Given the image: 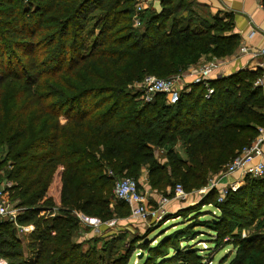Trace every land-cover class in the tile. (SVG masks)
<instances>
[{
    "label": "trees",
    "instance_id": "1",
    "mask_svg": "<svg viewBox=\"0 0 264 264\" xmlns=\"http://www.w3.org/2000/svg\"><path fill=\"white\" fill-rule=\"evenodd\" d=\"M183 1L146 6L133 26L136 0H0V179L12 182L11 200L22 208L17 222L33 225L36 244L25 258L14 223L0 219L6 264H127L129 250L107 261L96 246L81 248L73 239L76 212L111 219L126 204L112 192L115 181H138L143 168L146 188L162 196L176 184L203 187L264 125L258 71L208 80V98L200 82L173 100L164 93L140 100L134 84L144 76L176 75L239 44L232 19L193 23ZM263 189L264 176L251 177L226 198L247 197L260 208ZM212 190L203 201L210 203ZM53 206L58 214L40 215ZM261 217V230L238 238L229 264H264V208ZM197 221L217 236L221 231L218 220ZM177 245L166 238L151 249L159 257L170 247L178 254ZM189 245L180 252L193 262L175 259L195 264L200 255Z\"/></svg>",
    "mask_w": 264,
    "mask_h": 264
},
{
    "label": "rangeland",
    "instance_id": "2",
    "mask_svg": "<svg viewBox=\"0 0 264 264\" xmlns=\"http://www.w3.org/2000/svg\"><path fill=\"white\" fill-rule=\"evenodd\" d=\"M183 3L187 4L188 9L192 11V16L196 18L193 23L200 21H207L209 23L216 21L222 23L231 19L227 13L213 11L194 0H184ZM158 6L159 1L154 4L156 9ZM182 14L186 16L184 12ZM202 57L208 61L214 58ZM140 100L146 101L141 97ZM247 177L250 180V176H243L238 188L244 187L247 184ZM138 181L142 192L147 198L149 209L156 211L157 214H161V217H149L145 221L134 220L129 215L127 204L123 208L115 210V214L113 213L111 219L105 221L97 218V221L93 222L92 218L96 219V217L85 215L80 211L76 212L75 215L78 223L73 239L81 244L83 250L96 246L98 253L106 258L107 261L117 258L120 256L119 254H125L126 250H129L130 257L127 264H186L187 261L183 259H175V255H183V257H187L189 261L193 262L192 254L180 252L189 243V246L195 247L200 255V258L196 260L195 264H229L230 259L234 256V246L238 238L261 230L256 225L262 219L261 212L264 207L256 208V205L251 204L247 197L235 196L233 198L232 196L229 199L225 195V197L221 198L218 189L215 187L212 188L215 193L211 195L210 203H207L202 198L212 189L208 192L206 190L200 192L202 188L200 187L190 191L185 190L184 197L175 198L178 201L179 207L167 209L165 204L161 207L156 197L149 194V189L145 190L144 183L140 180V177ZM174 187L167 189L169 192L168 196L174 195ZM262 204H264V201ZM195 206L199 208L197 213L195 211L191 212L190 210V208ZM186 208L187 210L185 211ZM179 212H182V215H177ZM58 213V208L53 206L45 211H41L40 215L52 216ZM192 213H194V220H191L192 217H187V215ZM202 218H212L220 221L218 229L221 231L218 233V236L214 231L205 228V224H208L207 222L201 223L197 221V219ZM112 219L114 223H109ZM12 226L20 242L23 256L25 258L32 257L36 244L32 242L29 234L34 230V227L31 230L30 223L18 222ZM210 232H214V235H211ZM178 234L182 236L180 237V241H178ZM166 238L169 239V244H178L177 249H179V253L175 254L171 247L168 250L167 247H164L167 251L158 257L151 248L159 244L162 245ZM212 239H215V245L211 242ZM108 252L110 255L107 257Z\"/></svg>",
    "mask_w": 264,
    "mask_h": 264
},
{
    "label": "built area",
    "instance_id": "3",
    "mask_svg": "<svg viewBox=\"0 0 264 264\" xmlns=\"http://www.w3.org/2000/svg\"><path fill=\"white\" fill-rule=\"evenodd\" d=\"M153 0H136L135 2V14L133 17L134 26L140 25L139 13L142 12L146 6H151ZM240 52H247V47L244 45L239 46ZM253 55H264V48H260L252 52ZM212 62L207 61L204 63L195 74H193L192 83L202 82L206 87L204 94L205 98H208L213 92L212 87L207 83L211 78V73L214 68ZM184 73H178L176 75L161 78L154 75H146L140 82L134 84L135 87L140 88V97L146 101H149L151 97L156 93H164L166 96L173 100L177 97L181 89V83L183 81ZM258 83V82H256ZM189 89V88H187ZM264 142V125L259 126L257 134L252 139L251 143L244 147L239 154H237L231 161H229L223 171L214 178H210L206 185L200 189V192H208L212 188H217L220 197H224L229 191H235L238 188L239 182L234 181L227 184H220V180L223 177L232 175L238 172L240 178L249 175L251 177L264 176V155L262 151V144ZM111 173V172H109ZM1 174V172H0ZM139 181L132 177H122L117 179L113 185L114 196L122 200L128 205L129 215L134 220H147L151 218H160L161 214H157L156 211H151L148 207L147 198L142 190L139 188ZM12 182L7 179H0V218L9 220L14 224L17 223V217L22 212V208L18 207L10 197V187ZM205 192V193H206ZM174 193L176 197H184L185 192L180 184H176L174 187ZM166 198H161L159 203L163 207L166 203ZM163 210V209H162ZM162 212V211H161ZM93 222L97 220L92 218ZM109 223H114V220H110ZM31 230L33 225L31 224ZM0 264H6V260L0 255Z\"/></svg>",
    "mask_w": 264,
    "mask_h": 264
},
{
    "label": "crops",
    "instance_id": "4",
    "mask_svg": "<svg viewBox=\"0 0 264 264\" xmlns=\"http://www.w3.org/2000/svg\"><path fill=\"white\" fill-rule=\"evenodd\" d=\"M160 0H153L152 7ZM202 6H207L213 11H219L227 13L232 19V32L239 38V44L232 54L223 58L214 57L210 62L214 64L211 78L217 76H225L235 73L238 70H248L259 72L260 76L257 78L256 85L262 88L264 94V55L256 54L252 52L260 48H264V0H194ZM155 8V7H154ZM156 9V8H155ZM159 10V6L157 8ZM244 45L247 47V52H240L239 46ZM206 59V58H205ZM204 57H201L196 64L189 65L185 71H183V81L180 86L181 89H186V86L193 82V74L199 70V68L207 61ZM262 151L264 155V142L262 144ZM140 180L144 183L145 190L147 182V171L145 168L141 170ZM234 181H241L238 172L232 175L223 177L220 180V184H227ZM150 192V191H149ZM150 195H154L157 201L161 198H166L165 207L167 209H174L178 206L176 201V195L162 196L160 193L150 192ZM162 196V197H161ZM161 197V198H160ZM175 199V200H174ZM181 207V206H180ZM95 219V218H94ZM97 220V218H96Z\"/></svg>",
    "mask_w": 264,
    "mask_h": 264
}]
</instances>
